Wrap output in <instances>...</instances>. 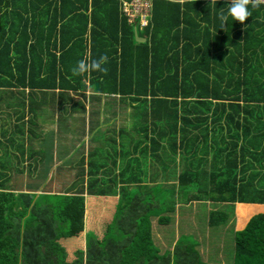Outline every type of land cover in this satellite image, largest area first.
<instances>
[{"label":"trees","instance_id":"trees-1","mask_svg":"<svg viewBox=\"0 0 264 264\" xmlns=\"http://www.w3.org/2000/svg\"><path fill=\"white\" fill-rule=\"evenodd\" d=\"M229 4L230 0H151V19L142 31L146 42L141 44L135 41L134 27L125 19L119 20L118 0H0V112L13 111L17 126L12 136L21 139L20 143H32L35 133H25L24 129L37 126L42 116L39 103L33 100L37 93L47 99L43 98L41 104H57L61 112L74 114L83 105L69 94L84 98L88 87L98 94L130 96L135 102L145 97L143 103L148 95L155 98L154 102H163L156 100L158 95L163 98L164 94L181 92L184 98H194V108L190 109L198 111L194 117H188L185 110L181 116L167 111L163 117L147 119L149 124L165 122L169 117L172 127L168 130L181 133L179 142L188 127L201 135L208 117L202 116L204 110L199 106L215 114L212 125L220 121L222 131L226 129V160L218 169L220 175L212 174L209 179L203 171L188 170L178 177L180 189L184 188L180 191L182 198L191 193L192 200L200 201V196L207 194L211 201L226 204L225 210L210 215V224L216 226L218 220L227 221L236 203L264 204V173L255 187L252 180L240 182L245 170L251 169L250 161L240 169V178L237 173V162L244 157H254L259 170L264 171V5L250 6L251 16L244 24L229 16L222 29L219 16L221 11L228 14ZM240 41L246 53L252 49L250 54L228 49L229 45L240 47ZM88 49L89 59L107 55L104 67L112 64L114 68L107 73H116L115 66L119 65V81L102 72L99 76L96 72L86 77L72 76L71 69L84 59ZM135 49L142 51L138 62L128 55ZM237 56L253 65L239 62ZM179 78L183 85H178ZM97 82L99 89L95 91ZM209 97L216 104L208 101ZM133 120L134 128L142 123L140 118ZM169 136L175 144L177 138ZM222 149L217 147L213 154H221ZM134 188L120 194L114 222L108 226L103 242L88 235L85 251L78 252L71 264H206L196 242L185 235L172 253L160 255L151 245L150 219L172 208L176 187L161 192V186H155L147 197L140 187ZM32 190L19 193V200L4 211L1 239L11 243L13 260L0 258V264H66L65 250L57 240L69 236L63 244L71 253L80 247L86 232L91 230L101 238L111 219L112 206L104 205V200L84 197L80 202L72 197L70 201L69 193H81L37 195L38 189L33 186ZM100 193L97 195L108 194ZM0 203L1 213L6 203ZM234 249V264H264V214L253 216L242 231L235 233ZM6 252V246L0 249V254Z\"/></svg>","mask_w":264,"mask_h":264},{"label":"crops","instance_id":"crops-1","mask_svg":"<svg viewBox=\"0 0 264 264\" xmlns=\"http://www.w3.org/2000/svg\"><path fill=\"white\" fill-rule=\"evenodd\" d=\"M118 18L120 21H122L121 19H125L121 15L120 9L118 11ZM138 37L144 39V42L141 40L137 41V43L143 44L146 42L144 37ZM238 43L240 47L237 45H229L228 49H241V54L246 55L251 53L252 49L250 53H246V47L242 45L243 43H241V41ZM235 46H237V48ZM220 47H222L221 44ZM128 50L129 49H127V51ZM141 52V50L135 49L134 53H127L130 55L129 58L131 61L138 62L141 60L139 57ZM89 53L90 50L88 49L84 58H89ZM216 55L218 60H220L219 54ZM110 56L115 55L111 53ZM227 56L224 60L227 59ZM210 58L213 59V56H210ZM237 60L246 63L247 66L253 65L250 61H245V59L239 58L238 56ZM119 63L120 61H118V64ZM113 66L115 65L113 64ZM106 68L108 70L114 69L112 64L108 65ZM115 68L117 72H108L107 76H115L116 80L119 81V65H117V67L115 66ZM96 73L97 76H99V73ZM102 79L103 77H101V80ZM86 84L89 86L88 81ZM96 84L99 89V83L97 82ZM179 84L183 85L182 78L178 79V85ZM212 85L213 83L209 81V86ZM178 89L179 87L177 91ZM160 95H158L156 100H163V102H156V106L154 107L153 102L155 98L149 95L146 96V103L142 101L145 97H141L139 102H135L130 96H125V98H123L114 94H98L94 93L88 87L84 94V98L79 94H69L70 98H73L76 102H81L83 105V109H78L76 113L70 114L69 110H66V113L61 112L57 104L53 106L41 104L44 97L37 93L35 97L33 96V100L39 103L37 104L39 108L38 112L43 115L41 114L42 116L38 118L37 126L32 128L26 127L24 129L25 133H35V135L33 134L34 136L32 137L31 144L27 141L20 143L21 139H18L17 136H15V138L12 136V134H16L15 127L17 126L15 124V115L13 111L7 110L5 112H0V187L6 189L0 190V200L6 203L5 208L0 213V249L4 250L5 246L7 247V252L0 254L1 259L7 262L13 260V255L10 251L11 243L8 240L1 239L5 225L4 211L6 207L19 200V193L33 192L34 190H32L30 186L36 179L45 183L52 181H67L69 174H75L81 178L78 180V177H72V179L76 178L77 181L83 183V186L78 192L81 194L74 195L69 193L70 201L72 197L78 198L80 202L84 201V197L89 199H101L104 200V205L109 203L112 206V213L110 214L111 219L105 231L101 234V238H97L94 232L90 230L83 235L80 247H75L71 253H68L63 244L64 240L69 236L57 240V243L65 250L66 264L74 262L77 259L76 254L78 252L85 251V239L88 235H93L98 243L103 242L108 226L114 222L119 196L124 192L123 189L125 187L133 189L138 186V188L140 187L139 191L147 197L150 190L158 185L161 186V192L173 190V188L176 187L175 199L172 201L171 206L172 208L150 219L151 245L158 250L159 254L172 253L177 241L181 236L185 235L193 242H196L197 250L204 263L234 264V245L233 254L230 257H225L224 252L220 251L215 254L210 247V242L208 240L206 242L204 233L200 239H197L193 232L199 229L203 231H205V229L206 231H212L213 228L220 226L221 234L222 230L229 224L226 232L229 234L232 233L234 237L236 232L242 231L245 228L248 221L253 216L264 214V204L236 203L232 211H230L232 213L229 214L227 221L218 220L220 224L216 226L210 224V215L225 210V208H227L225 206L226 204L211 201L210 195L207 194H202L200 196L202 200L200 201L192 200L191 193H188L186 198H182L180 191L184 188L180 189L178 177L188 172V170L193 172L197 171L200 167V160L203 163L204 170L202 173L205 176L211 179L212 174L220 175L218 169L224 165L226 160L224 151L226 144V129L222 131L220 121L218 124L212 125V111H203L202 116H207L208 118L203 123V128L201 130L202 134L200 135L198 130H191V128L188 127L186 131L184 130V136L180 139L181 141L179 142L178 137L174 144L173 140L170 141L171 138L169 135L171 134V130L166 131V134L162 135L161 131L163 129L160 128L159 122L158 125L155 124L156 127L154 128L149 124V120L147 119L157 116L153 112V109L156 108L157 113L167 111L170 112V114L177 113V116H181L185 110L188 117H194L193 115L198 111H190V109L194 108L192 104V102H194L193 97L184 98L181 92L176 93V95L164 94L163 98L160 97ZM208 99L212 104H216L217 102L210 97ZM142 112H144V115ZM218 114L219 111L217 112V115ZM137 115L142 118V123L138 128H134L132 127L133 118ZM167 115L169 114L167 113ZM26 117H30V115ZM214 117H216L215 114H213V118ZM88 120L89 127L87 130L86 122ZM110 126L112 129H110ZM157 126H159L158 131H156ZM223 127H225L224 123ZM69 130H74V136L70 134ZM91 133L93 137L88 139ZM3 134H6V137H4ZM103 134L110 135V142L114 146L112 158L106 163L101 162L106 159L103 157L102 152H100L102 144L99 143V139ZM195 134L198 135V139L194 138ZM113 136L115 137L114 140L111 139ZM10 137L14 138L13 142H9ZM179 144L181 145L179 146ZM184 145L186 146L185 148ZM220 146L223 149L216 160L213 151ZM173 148L176 149V155L173 154ZM164 152H166V155ZM95 155L100 156L99 163H94L91 159V157ZM252 158L245 159L244 157V160H238L237 173L239 174L238 178H240L242 170L245 164H247L246 162L250 161L251 169L245 170L246 172L242 175L240 182L242 179H244L243 183L252 180V184L255 187L257 180L264 171L259 170L256 165L257 161H255L254 157ZM78 165H82V168L80 169ZM253 165L254 167H252ZM51 167L57 168L50 170ZM61 167H67V172L60 171L59 169ZM95 167L97 170H92ZM241 168L242 170L240 172ZM45 172H48V174H45ZM255 173L259 174L256 177L252 176V174ZM62 176H65V179H63ZM91 180H93V182L114 183V192L104 196H98L97 194H102L99 192H89L86 183ZM136 182H140L141 184L137 185ZM237 184H239L238 181ZM41 193L63 194L66 192L51 193L44 189H38L36 191L37 195ZM204 200H207L209 209L205 206ZM194 203H203L205 210L203 211L201 209L199 213H196ZM70 204L62 214L66 212ZM200 215L204 217V220H202ZM66 217L72 222L70 217ZM185 217L188 218L186 221L184 220ZM218 217L219 215L216 219H218ZM198 220L203 221L204 225H196V221ZM88 225L91 227L90 223ZM203 237L204 239L201 240ZM224 242L225 240H221L220 244L223 246ZM208 250H210L211 253H209Z\"/></svg>","mask_w":264,"mask_h":264},{"label":"rangeland","instance_id":"rangeland-1","mask_svg":"<svg viewBox=\"0 0 264 264\" xmlns=\"http://www.w3.org/2000/svg\"><path fill=\"white\" fill-rule=\"evenodd\" d=\"M139 1H136L134 2V4H138ZM139 36H142V33H139ZM226 44L224 43L223 46H225ZM96 91V90H95ZM153 106L155 107L156 106V102H153ZM198 109L200 110H204L206 111L204 108L202 107H199L197 106ZM121 110L123 111V109L121 108ZM153 112L157 115L156 117H163V115H165V113L163 112H159L157 113L156 111V108L153 109ZM137 114V113H135ZM142 114L144 115V112H142ZM43 115V114H42ZM0 118H1V115H0ZM137 120L140 118L138 117V115L135 117ZM166 119L164 120L165 122H162L160 123V128H162L163 130L161 131V134H166V131H169L168 128L169 127H172V122L170 121V119H168L169 117H165ZM117 119V118H116ZM141 121H142V118H140ZM164 119V118H163ZM158 123V120L155 121L154 125H152V127H156L155 124ZM116 124V123H114ZM119 124V123H118ZM159 126H157V130H159ZM88 127H89V120L86 122V128L88 130ZM110 129L111 126H110ZM125 130V129H124ZM74 130H69L70 134L74 136ZM179 132L174 133L172 132L171 130V137L173 139L179 137L178 135ZM253 131H250V135H253ZM219 134V133H218ZM93 137V134L91 133L88 137V139H91ZM112 140L115 139V137L113 136L111 138ZM99 143L102 144L101 147H100V152H102V155L103 157H105L106 160H102L101 162L102 163H106L109 159L112 158V152H113V144L110 142V135H106V134H103L100 139H99ZM220 154L219 153H216L214 156L215 157H218ZM78 157V155H77ZM99 158L100 156L98 155H95V156H92L91 159L94 161V163H99ZM75 163V161H74ZM109 165V164H107ZM79 168L81 169L82 168V165H78ZM32 168V167H30ZM55 168L57 167H51L50 170H54ZM67 167H61L59 170L64 172L66 171L67 172ZM92 170H97V168H93ZM204 170V167H203V163L202 161L200 160V167L199 169L197 170L199 173L202 172ZM79 171V170H77ZM45 174H48V172H45ZM57 177H61V176H57ZM72 177H78L76 176L75 174H72V175H68V180H64V181H52V182H49V183H45V182H41V181H38V179L35 180V182L32 184V186L30 187H35L37 189H44L46 191H50L51 193L52 192H60V193H63V192H67V191H75V192H79V189L82 188L83 186V183L82 182H79L77 181V179H72ZM63 179H65V176H62ZM81 177L79 176L78 177V180L80 179ZM114 183H105V182H93V180L89 181L88 183H86L88 189H89V192H106V193H109V192H114L113 191V188H114ZM199 184V183H198ZM201 186V185H199ZM126 188V187H125ZM123 189V190H131L133 191V189L135 190L136 188H133V189H129V187L127 189ZM45 194H48V193H45ZM205 201V206H207V208L209 209V206H208V203H207V200H204ZM204 204L202 203H194V208L196 209V213H199V211L202 209L203 211L205 210V208L203 207ZM202 220H204V217L202 215H200ZM188 218L185 217L184 220L186 221ZM229 222V221H228ZM236 224V222H235ZM196 225L198 226H203L204 225V222L203 221H196ZM227 227L224 228L222 230V233L220 234V230H221V227H216V228H213V230H208L206 231H203L202 229H199L197 231H194L193 234L195 235V237L197 239H200L202 236H203V233H204V236L206 237V242L207 240L210 242V247L211 249L213 250V252H215V254L220 251V252H224V256H232L233 254V245H234V237L232 235V233H228L226 232V229L228 228L229 224L226 225ZM234 228V226H233ZM171 233V232H170ZM204 237L201 239L203 240ZM221 240H225L223 246L220 244ZM220 245V246H219ZM209 253L210 250H208ZM211 256H214V255H211Z\"/></svg>","mask_w":264,"mask_h":264},{"label":"clouds","instance_id":"clouds-1","mask_svg":"<svg viewBox=\"0 0 264 264\" xmlns=\"http://www.w3.org/2000/svg\"><path fill=\"white\" fill-rule=\"evenodd\" d=\"M118 1L121 15L125 18L126 24L134 27V33L136 32L137 38H140L138 37L139 35L137 34V30L139 33H142V31L148 26L151 19V0ZM136 1H139V3L136 4L138 5V9L135 12L134 9L130 6L128 7V5L130 3L134 4V2ZM215 2L216 0H212V3ZM261 5H264V0H230V4L228 6V14L225 15L221 11V14L219 16V19L222 22V29L226 24L229 16H231L235 21L244 24L246 20L251 16L249 7L251 6V8H259ZM107 63V55L100 56L98 59H89L86 57L79 60L76 66L71 69L72 76L86 77L90 76L93 72H102L106 74L107 68L104 67V65H106Z\"/></svg>","mask_w":264,"mask_h":264},{"label":"built area","instance_id":"built-area-1","mask_svg":"<svg viewBox=\"0 0 264 264\" xmlns=\"http://www.w3.org/2000/svg\"><path fill=\"white\" fill-rule=\"evenodd\" d=\"M129 6H130L131 8H133L135 12H136L137 9H138V5H135V4H133V3H130V4L128 5V7H129ZM125 11H126V9H125Z\"/></svg>","mask_w":264,"mask_h":264},{"label":"water","instance_id":"water-1","mask_svg":"<svg viewBox=\"0 0 264 264\" xmlns=\"http://www.w3.org/2000/svg\"><path fill=\"white\" fill-rule=\"evenodd\" d=\"M134 35H135V38H136V42L137 41H141V40H142V42H144V39L137 38L136 32L134 33ZM95 90H98V85L97 84H95Z\"/></svg>","mask_w":264,"mask_h":264}]
</instances>
